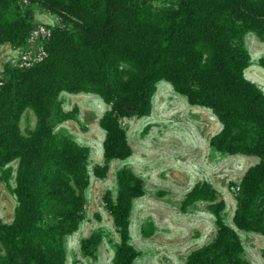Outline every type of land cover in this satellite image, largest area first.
<instances>
[{"label": "trees", "instance_id": "trees-1", "mask_svg": "<svg viewBox=\"0 0 264 264\" xmlns=\"http://www.w3.org/2000/svg\"><path fill=\"white\" fill-rule=\"evenodd\" d=\"M36 6L56 15L58 24L37 25ZM249 30L264 39V0H179L158 12L138 0H0V46L19 49L0 69V167L19 160L15 217L11 223L0 218V264H66V236L82 220L89 149L55 130L66 118L60 93L94 92L111 105L101 119L109 163L131 156L120 119L149 116L160 80L218 116L214 148L259 158L232 185L234 226L225 222L226 203L210 183L188 192L185 206L210 202L218 229L186 264H252L239 231L264 235V91L245 75ZM28 110L36 122L24 129ZM106 170L97 165L95 174ZM11 171L8 166L3 179ZM144 193L143 178L126 166L117 174L116 196L104 195L120 238L114 264H137L131 213ZM100 240L98 233L84 238L83 252L90 255Z\"/></svg>", "mask_w": 264, "mask_h": 264}, {"label": "rangeland", "instance_id": "rangeland-1", "mask_svg": "<svg viewBox=\"0 0 264 264\" xmlns=\"http://www.w3.org/2000/svg\"><path fill=\"white\" fill-rule=\"evenodd\" d=\"M138 1L144 8L158 12L175 7L179 0ZM34 10L37 25L58 24L56 15L39 6ZM245 43L251 57L245 75L264 91V67L261 65L264 39L249 30ZM18 56L19 49L14 45H1L0 69ZM152 102L149 116L120 119L133 150L131 156L106 163L105 130L101 119L111 105L94 92L60 93L59 103L66 118L55 123V130L69 134L76 143L89 149L85 209L78 229L66 236V264H114L120 238L104 195L111 190L116 196L117 174L126 166L144 180L145 193L134 200L131 213V243L139 252L137 264H186L192 251L216 236L218 227L210 202L200 200L184 204L188 192L198 182H208L218 191L220 199L226 203L222 216L226 223L234 226L237 204L232 185L238 184L259 158L231 155L214 148L211 138L222 129L218 116L208 107L192 105L169 82L160 80L157 83ZM35 122V115L28 110L21 125L25 129ZM18 164L17 159L8 165L12 168L8 180L3 179L8 166L0 167V218L6 223H11L15 217ZM97 165H107L103 176L95 174ZM94 233H98L101 240L93 252L86 255L82 240ZM239 234L245 257L252 264H264V235L254 231H239Z\"/></svg>", "mask_w": 264, "mask_h": 264}]
</instances>
